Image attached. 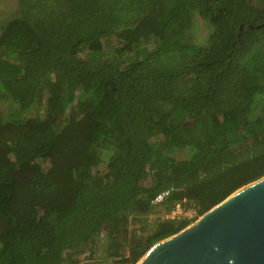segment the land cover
<instances>
[{"label":"trees","instance_id":"trees-1","mask_svg":"<svg viewBox=\"0 0 264 264\" xmlns=\"http://www.w3.org/2000/svg\"><path fill=\"white\" fill-rule=\"evenodd\" d=\"M260 1L16 0L0 15V264H137L264 177ZM178 204L197 217L167 219Z\"/></svg>","mask_w":264,"mask_h":264},{"label":"water","instance_id":"water-1","mask_svg":"<svg viewBox=\"0 0 264 264\" xmlns=\"http://www.w3.org/2000/svg\"><path fill=\"white\" fill-rule=\"evenodd\" d=\"M137 264H264V177L154 245Z\"/></svg>","mask_w":264,"mask_h":264},{"label":"rangeland","instance_id":"rangeland-1","mask_svg":"<svg viewBox=\"0 0 264 264\" xmlns=\"http://www.w3.org/2000/svg\"><path fill=\"white\" fill-rule=\"evenodd\" d=\"M246 3L258 10H262V2L260 0H245ZM16 0H0V15L5 17L7 14L10 12H13V9L15 8ZM1 19V18H0ZM1 21V20H0ZM1 23V22H0ZM211 28L204 24L203 21L200 19H197L195 22L194 27L191 30V35H192V40L196 45L204 46L206 45L208 41V35L210 34ZM119 40L116 38H109L104 41V46H105V51L110 55L113 56L115 53V48L119 45ZM84 58V56H82ZM124 61V65H129L131 62L134 61V57L132 54H127L123 55L121 57ZM186 208V206H185ZM186 213L187 215L182 216V218H187L189 220H193L194 218L197 217V211L195 208L189 207L188 209L186 208ZM164 213H156L154 215H149V222H153L156 217L158 216H163ZM138 225V224H137ZM141 226V225H138ZM100 246V250L98 251L97 256L102 255V250L103 248ZM96 257V256H95ZM97 258V257H96Z\"/></svg>","mask_w":264,"mask_h":264},{"label":"built area","instance_id":"built-area-1","mask_svg":"<svg viewBox=\"0 0 264 264\" xmlns=\"http://www.w3.org/2000/svg\"><path fill=\"white\" fill-rule=\"evenodd\" d=\"M169 193H163L161 195H159L155 200H154V204H159L161 203L165 197L168 195ZM187 215L186 213V208L184 205L182 204H178L176 207V210L173 211L171 214L165 215V217L167 219L170 220H179L180 218H182V216ZM74 264H104L102 262H99L95 255H93L91 252H86L84 254H82L79 258L77 263Z\"/></svg>","mask_w":264,"mask_h":264}]
</instances>
